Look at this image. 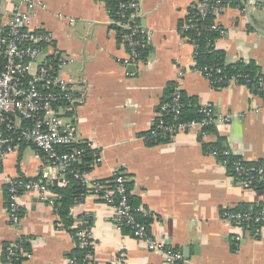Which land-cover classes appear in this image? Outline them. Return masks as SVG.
I'll use <instances>...</instances> for the list:
<instances>
[{"label":"crops","instance_id":"crops-1","mask_svg":"<svg viewBox=\"0 0 264 264\" xmlns=\"http://www.w3.org/2000/svg\"><path fill=\"white\" fill-rule=\"evenodd\" d=\"M37 1L32 28L54 39L45 55L59 77L85 94L83 104L59 113H65L91 151V177L109 180L118 173L125 175L130 196L147 213L143 216L150 221L151 236L187 255L180 264H264V226L259 233L252 225L243 231L223 219L229 210L264 209V185L242 188L211 152L228 149L264 168V86L230 82L215 88L197 67L196 46L180 29L200 0H137L141 5L137 21L147 33L148 47L136 66L126 64L130 52L107 2ZM247 1L226 0L216 17L225 34L215 47L224 52L226 63H254L264 82V0H253L255 5L249 8ZM17 3L0 0V38ZM63 59L68 63L62 66ZM170 90L172 99L180 93L231 119L213 126L206 137L192 131L149 140L163 118ZM46 172L43 154L29 144H21L5 159L0 256L6 245L22 241L32 256L25 264H70L78 241L72 230L81 227L92 242V264H168L130 230L118 227L114 210L90 190L80 193L70 207V228L59 223L55 210L59 195L52 189L44 199L37 193L22 195L20 226L12 227L8 180H33ZM118 258L124 261L119 263ZM0 264L8 263L0 259Z\"/></svg>","mask_w":264,"mask_h":264},{"label":"built area","instance_id":"built-area-1","mask_svg":"<svg viewBox=\"0 0 264 264\" xmlns=\"http://www.w3.org/2000/svg\"><path fill=\"white\" fill-rule=\"evenodd\" d=\"M102 1L117 3L113 23L118 29L120 39L130 52V59L126 64L136 66L142 61L143 51L148 47L147 33L137 21L140 3L137 0ZM38 4L37 0H18L9 18V27L0 38V182L5 159L17 152L23 143L37 148L43 154L49 169V172L33 180L20 177L8 180L7 206L12 227L18 229L20 226L19 202L22 195L37 193L44 199L55 184L59 186L69 184L68 176H71L110 206L115 212L117 226H127L134 238L143 242L149 252L161 254L168 264L186 262V255L181 250L154 239L149 228L138 220L137 214L147 213L143 208L131 205L129 180L125 175L118 173L112 179L97 180L93 179L89 172L77 168L89 149L81 142L76 128L68 121L65 113H59V109L72 110L75 105L83 104L85 94L75 88L72 81L59 77L53 69L51 60L45 55V49L54 46V39L47 32H39L32 28L33 14ZM251 5H255V2L248 0L247 7ZM198 7L199 20L204 21L211 13L217 17L225 5L221 0H200ZM207 29L220 35L225 34V30L216 21L207 27L196 24L191 19L186 21L180 32L184 35L194 30L198 37ZM193 43L197 47L196 42ZM66 63L67 59H63L62 66ZM203 72L212 85L222 80L212 81V73L208 69H204ZM230 82H237L236 77H232ZM259 85L262 89L264 86L262 79ZM180 99L181 94L176 93L172 103L162 106L165 112L171 109L174 117L171 122L159 119L148 137L149 140L157 142L180 132L192 131L200 132L206 137L210 127L231 119L218 116L211 105H204L200 109L202 119L182 122ZM211 152L215 156L224 157L222 160L224 165L231 164L236 182L242 188L252 189L257 182L264 181L263 167L247 166V161L242 158L230 162L228 157L234 154L228 149L212 148ZM223 219L243 231L255 225L256 232L259 233L264 226V209L229 210L223 213ZM77 237L81 247L92 246L90 236L84 229L78 232ZM241 238L242 235L239 234L237 239ZM31 258L22 241L6 245L0 256V259L8 264H25ZM118 261L122 263L124 259L118 258ZM69 262L74 264L73 260Z\"/></svg>","mask_w":264,"mask_h":264},{"label":"trees","instance_id":"trees-1","mask_svg":"<svg viewBox=\"0 0 264 264\" xmlns=\"http://www.w3.org/2000/svg\"><path fill=\"white\" fill-rule=\"evenodd\" d=\"M223 5L226 4V0H221ZM108 10L111 12L112 17H115V13L117 11V3L114 1H107ZM200 18V9L198 5L193 6L190 10V14L187 20L191 19L196 24H203L205 26H210L214 24L216 21V17L214 14H209L204 21L199 20ZM189 37L192 41L196 42V62L197 67L204 71V69H208L210 73H212V81H216L218 79H222L220 83H213L215 88H222L227 86L230 83V79L232 77H236L237 82L240 84H244L246 86L251 87H259L260 88V78L258 68L252 62H245L243 60L238 61L237 63L229 64L225 61V54L222 51H219L215 47L216 40L220 37V34L215 31H211L209 29L203 30L200 36H196V32L194 30H190L184 34ZM145 50L143 51V55ZM167 103H172V94L171 90L168 93ZM181 103V115L180 120L182 122H189L192 120H200L203 115L200 112L201 107H199L195 100L192 98H188L184 95H181L180 99ZM174 117V113L171 109L167 110L163 114V120L166 122H171ZM212 127H210L207 131ZM222 150V149H220ZM91 151L87 152L83 158L82 163H88L87 166L79 167L83 172H90L89 163L92 161L91 157L89 158ZM92 155V154H91ZM223 160L224 157L220 156ZM230 162H234L239 160L237 156L228 157ZM81 163V164H82ZM247 166H254L255 164L246 163ZM228 168L231 173H234L231 168V164L228 165ZM69 184L64 188H57V184L51 187L55 193L59 195L58 200L55 202V210L59 217V223H62L64 227L70 228L73 225V220L70 218V207L74 203L76 199L80 196V193L86 194L87 190L79 183V181L73 179L71 176H68ZM81 185V186H80ZM257 188H262L264 184L257 182ZM130 202L133 207H137L138 205L136 200L130 196ZM260 209H255L254 211H258ZM138 220L148 227L149 220L146 219L142 214H137ZM255 226V225H252ZM125 229L129 230L127 226H124ZM83 230V228L78 227L75 230H72L73 235L76 237L77 247L72 253L70 260H73L74 264H92V261L89 259L88 255H92L93 249L92 246L81 247L79 238L77 234L79 231Z\"/></svg>","mask_w":264,"mask_h":264},{"label":"water","instance_id":"water-1","mask_svg":"<svg viewBox=\"0 0 264 264\" xmlns=\"http://www.w3.org/2000/svg\"><path fill=\"white\" fill-rule=\"evenodd\" d=\"M187 256V255H186Z\"/></svg>","mask_w":264,"mask_h":264}]
</instances>
